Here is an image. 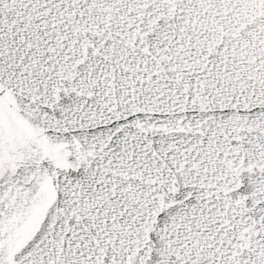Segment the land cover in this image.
I'll use <instances>...</instances> for the list:
<instances>
[{
  "label": "snow or ice",
  "instance_id": "snow-or-ice-1",
  "mask_svg": "<svg viewBox=\"0 0 264 264\" xmlns=\"http://www.w3.org/2000/svg\"><path fill=\"white\" fill-rule=\"evenodd\" d=\"M0 264H264V0H0Z\"/></svg>",
  "mask_w": 264,
  "mask_h": 264
}]
</instances>
